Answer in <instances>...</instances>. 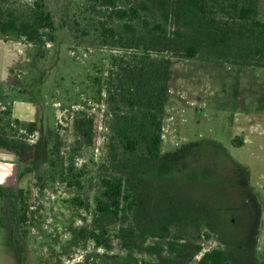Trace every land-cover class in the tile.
Segmentation results:
<instances>
[{
	"label": "rangeland",
	"instance_id": "1",
	"mask_svg": "<svg viewBox=\"0 0 264 264\" xmlns=\"http://www.w3.org/2000/svg\"><path fill=\"white\" fill-rule=\"evenodd\" d=\"M35 1L0 0V16ZM116 1L117 8L136 3ZM43 2L53 39L30 44L0 97L11 120L37 125L32 136L19 131L32 146L0 185V264H196L214 249L234 264H253L257 249L264 264V68L244 64L254 57L240 53L243 43L205 47L189 60L173 57L168 41L161 153L149 161L112 140L111 72L134 51V42L103 35L102 23L124 34L113 9L90 0ZM86 115L98 123L94 146L75 130ZM250 122L256 130L245 144ZM114 175L125 177L135 198L122 218L97 209L102 180Z\"/></svg>",
	"mask_w": 264,
	"mask_h": 264
},
{
	"label": "trees",
	"instance_id": "2",
	"mask_svg": "<svg viewBox=\"0 0 264 264\" xmlns=\"http://www.w3.org/2000/svg\"><path fill=\"white\" fill-rule=\"evenodd\" d=\"M90 1L113 9V17L121 22L123 35L102 23L104 36L118 39L122 44L134 42L131 59L123 57L119 64L115 63L117 72H111L113 79L109 83L110 102L116 107L110 124L112 140L127 153L137 154L142 150L149 161H156L161 153L162 114L170 72L162 56L168 41L176 49L173 57L195 60L200 59V51L205 47L228 50L240 40L243 43L240 53H245V58L254 57L244 64L264 68V21L258 16V0H136L128 7L118 8L116 0ZM54 31L53 16L43 0L35 1L25 12L11 13L7 19L0 16V33L5 38L12 34L16 40L37 44L47 37L52 40ZM10 114L0 109V149L19 157L32 146L19 131L32 136L37 125L11 120ZM14 128L12 134L9 130ZM75 130L83 144L95 145L98 123L94 116L78 118ZM72 180L71 183L80 186L79 177L72 176ZM102 187L97 204L101 214L122 218L132 211L135 198L125 177L104 178ZM4 189L0 186V198L6 196ZM164 230L168 232V228ZM201 237L209 239L210 235ZM197 250L201 252L202 246L198 245ZM196 264L234 263L225 251L214 249L205 252Z\"/></svg>",
	"mask_w": 264,
	"mask_h": 264
},
{
	"label": "crops",
	"instance_id": "3",
	"mask_svg": "<svg viewBox=\"0 0 264 264\" xmlns=\"http://www.w3.org/2000/svg\"><path fill=\"white\" fill-rule=\"evenodd\" d=\"M258 16L259 19L264 21V0H258ZM30 46V44L23 42V40L0 37V97H7V88L14 83L15 72L22 67L21 61ZM263 116L264 114L261 115V117ZM252 123L253 122H250L251 135L248 136L245 144L251 143L253 132L256 130V127L252 125ZM16 160L17 155L0 149V165L7 167V165L11 163L13 167H15L17 165ZM262 237L264 241V236ZM251 252H255V256L253 255L255 260L253 264H261L260 261H258L257 249L251 250Z\"/></svg>",
	"mask_w": 264,
	"mask_h": 264
},
{
	"label": "clouds",
	"instance_id": "4",
	"mask_svg": "<svg viewBox=\"0 0 264 264\" xmlns=\"http://www.w3.org/2000/svg\"><path fill=\"white\" fill-rule=\"evenodd\" d=\"M13 167L11 163L7 165V167H4L3 165H0V185H3L6 181V178L11 174L10 169Z\"/></svg>",
	"mask_w": 264,
	"mask_h": 264
}]
</instances>
